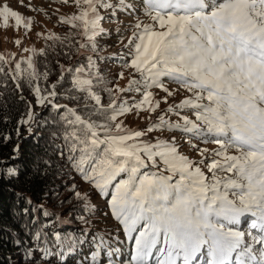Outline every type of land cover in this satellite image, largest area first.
<instances>
[{
	"label": "snow or ice",
	"instance_id": "snow-or-ice-1",
	"mask_svg": "<svg viewBox=\"0 0 264 264\" xmlns=\"http://www.w3.org/2000/svg\"><path fill=\"white\" fill-rule=\"evenodd\" d=\"M50 3L75 8L58 17L65 34L48 33L47 46L24 48L25 58L0 54V100L11 87L27 105L17 138L21 127L31 135L40 123L34 105L55 113L31 165L30 176L44 181L40 200L15 192L25 205L12 211L19 230L0 223L23 264H67L73 256L74 264H264V0ZM10 20L32 28L5 0L0 26ZM105 24L119 25L126 51L101 55L113 33ZM117 58L121 70L110 79L102 62ZM144 112V128L121 119ZM209 144L216 147L202 146ZM19 151L17 143L12 160ZM0 169V181L19 179L18 167ZM93 194L115 232L95 230ZM73 221L81 227L61 231ZM121 233L131 244L127 256L117 246Z\"/></svg>",
	"mask_w": 264,
	"mask_h": 264
},
{
	"label": "trees",
	"instance_id": "trees-1",
	"mask_svg": "<svg viewBox=\"0 0 264 264\" xmlns=\"http://www.w3.org/2000/svg\"><path fill=\"white\" fill-rule=\"evenodd\" d=\"M65 32L58 33L57 35H64ZM109 38L110 37H104V40L102 41L105 47L101 55L105 57L112 55L107 52L113 47V45H109V43L112 42ZM114 39H118L117 34ZM47 44L48 42L45 40V43L42 48H45ZM117 61H119V58H117ZM61 62L65 63L66 65L68 64V61L62 60ZM102 63L105 66V72L108 77L110 79H114L109 69L110 66H115L114 64L119 65V63H112L111 60L103 61ZM58 71V68L53 67L54 74L50 77L49 83H52L56 80ZM22 94L28 100H33L34 103V97L31 95L30 91L26 87ZM4 96L5 99L0 100V134L8 133L10 134L11 139L9 142L4 143L2 140V136H0V164L9 163L12 166L18 167L20 169V175L18 180H15L11 183L6 180L0 181V223H3L5 225H11L13 228L19 230V221L14 222L12 211L14 208H23L25 205L22 201L19 203L17 202L14 193L22 192L25 195L31 196L34 201L39 202L44 186V181L38 180L30 176L31 165L34 157L43 151L49 139L50 128L44 123V121H51L52 115H54L55 113L51 109L41 108L39 106L34 105L33 110L39 114L38 119L40 120V123L34 127L31 135H29L26 127H21L20 137L17 138V121L20 119L21 115L26 112L27 105L25 101L19 99L20 93L17 92L13 94L11 87L4 94ZM5 100L7 101L6 104ZM59 102L61 104L68 103V101L63 99H61ZM5 120H7L6 123ZM17 143H19L20 145L18 158L16 160H12L11 157L14 155L13 148L16 146ZM79 184L82 192L90 190L88 185H85L82 182H79ZM9 189H11V191ZM93 200L97 205H101V207L104 205L105 202L103 199L99 198L95 194H93ZM50 210L61 211L60 209H57L55 205H52ZM97 216L98 218L94 220V223L96 224L95 230H100L102 228V226H100L99 224L100 216L98 214ZM23 219L24 218L21 217V220ZM28 219H31V214H29ZM41 219H43V217H41ZM64 219L72 218L65 215ZM73 224L76 225V229H79L81 227L77 222L73 221ZM53 227H55V224H53ZM76 229H62L61 231L70 232ZM20 235L23 236V232H21ZM9 257H11L12 259V264H23L20 250L13 245L11 237L8 236L7 233H3L2 235H0V264H9ZM74 262L75 258L71 257L67 261V264H74Z\"/></svg>",
	"mask_w": 264,
	"mask_h": 264
},
{
	"label": "rangeland",
	"instance_id": "rangeland-1",
	"mask_svg": "<svg viewBox=\"0 0 264 264\" xmlns=\"http://www.w3.org/2000/svg\"><path fill=\"white\" fill-rule=\"evenodd\" d=\"M5 2V0H0V3ZM6 2L9 4L13 10L18 11L26 18H31L33 21L32 28L30 31H27L24 27H20L19 29L16 28L14 20L9 21V26L7 28H4L0 26V54H3L5 56H8L9 54H14L17 58H25L30 53H24V48H36L37 50L41 49L45 43V39L43 36H46L48 33H61L65 32L67 30L66 25H60L58 21V17L61 15L67 16L71 15L75 12V8L69 4H58V3H50V0H23L24 6H21V0H6ZM29 4L32 8L35 9H43V12L39 11H30L29 10ZM58 10V11H57ZM47 13V15H45ZM54 13V15H53ZM123 20V18L121 17ZM127 21H124L126 23ZM106 28L113 29V33L111 36H109L111 39V43L109 45H113L111 49H109L107 52L110 54H117V53H123L126 51L124 49L123 44L118 42V39H114L116 37V32L114 31L119 25L117 24H105ZM37 33H42L43 35H37ZM16 40H20L22 43L17 46ZM124 43H127V40L124 41ZM112 63H116L111 61ZM115 66H110V71L112 73V76L114 79L116 78L118 72L121 70L119 65L114 64ZM120 87H125L127 85V79L119 80ZM137 99H139V95L136 96ZM181 98L180 95L176 97L177 102ZM161 107H166L165 105H161ZM155 115V114H153ZM148 116V113L144 112L141 113L139 116H136L135 113L129 114L126 117H122L121 119L125 120L126 125L129 128H144L146 127L148 121L146 117ZM194 118V117H193ZM175 119V117H173ZM153 136L157 135L156 133L152 134ZM209 148H214L216 145H202ZM184 151H186L189 155H193L191 150L185 146ZM100 212H98V215L100 216L99 224L102 226L105 230H110L115 232L117 228L116 222L111 218V216H103L101 213L104 211H107L104 205L101 207V205H98ZM65 220H71V219H65ZM62 229L67 230H73L76 229V225L72 223H67L62 226ZM120 235V240L117 246H119L122 249L123 255L127 256L130 249V243H125L121 238H123L122 233ZM111 259V258H110ZM113 264H115V261H113Z\"/></svg>",
	"mask_w": 264,
	"mask_h": 264
}]
</instances>
